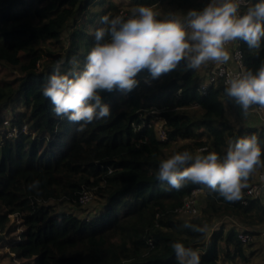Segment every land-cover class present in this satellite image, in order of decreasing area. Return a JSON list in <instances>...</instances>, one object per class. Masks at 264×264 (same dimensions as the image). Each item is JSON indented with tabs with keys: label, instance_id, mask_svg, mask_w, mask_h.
Masks as SVG:
<instances>
[{
	"label": "trees",
	"instance_id": "16d2710c",
	"mask_svg": "<svg viewBox=\"0 0 264 264\" xmlns=\"http://www.w3.org/2000/svg\"><path fill=\"white\" fill-rule=\"evenodd\" d=\"M209 2L131 0L123 6L115 0H0V129L11 110L9 122L19 130L12 137L0 132V247L9 244L8 236H17L9 246L20 262L12 264H178L173 242L198 249L200 264H256L246 253L252 243L239 238L236 224L215 225L229 216L258 234L264 197L242 190L240 200L228 202L206 185L188 182L177 191L156 179L160 161L176 152L195 155L206 149L223 157L230 143L253 134L264 150V125L238 127L229 119L222 79L203 93L200 68L187 69L184 61L155 79L145 69L132 91L102 92L110 115L83 131H77L83 121L56 116L41 89L58 64L62 74L74 60L83 69L102 16L127 17L133 6L144 5L158 19L175 13L183 21L188 10ZM239 43L245 70L255 72L264 62V38L259 49ZM263 168H256L248 184ZM36 180L39 189L29 190ZM197 187L204 201L197 214L184 217L178 209ZM86 192L103 204L97 215L61 208H81ZM10 214L23 222L20 235ZM185 222L207 224L208 231L182 228Z\"/></svg>",
	"mask_w": 264,
	"mask_h": 264
},
{
	"label": "clouds",
	"instance_id": "9594fccd",
	"mask_svg": "<svg viewBox=\"0 0 264 264\" xmlns=\"http://www.w3.org/2000/svg\"><path fill=\"white\" fill-rule=\"evenodd\" d=\"M242 0H210L202 9H191L182 21L171 13L166 20L150 6L136 5L129 15L100 18L102 27L95 32V44L80 70L77 62L62 74L61 65L41 85L42 94L53 105L56 116L70 122H84L77 131L93 120L110 115V106L102 99V92L132 91L137 75L147 69L152 78L175 70L181 61L187 69H199L214 62L227 64L231 53L227 45L244 41L249 49H259L264 38V0L244 4ZM224 92L242 109L246 118L253 106L264 109V62L253 72L228 73ZM201 149L195 155L184 150L160 161L156 179L180 190L188 182L206 185L225 201L242 198L249 176L257 167H264L258 137L253 134L230 143L226 155ZM40 181L28 185L39 189ZM182 228L206 233L208 225L185 222ZM178 264H200L198 249L173 242Z\"/></svg>",
	"mask_w": 264,
	"mask_h": 264
},
{
	"label": "rangeland",
	"instance_id": "374dc122",
	"mask_svg": "<svg viewBox=\"0 0 264 264\" xmlns=\"http://www.w3.org/2000/svg\"><path fill=\"white\" fill-rule=\"evenodd\" d=\"M115 1L123 4V6L126 5L124 3H130L131 2V0H115ZM72 26H73V23H71L69 25L68 29L66 30V35L72 31ZM52 57H55V55H52ZM210 64L211 63L208 62L206 64H203L200 67V74H201V82L202 83H208L209 82V72H207V68L210 66ZM14 71L18 72L17 70H14ZM225 103H226L225 106H226L227 115H228L229 119H231V121L236 126L241 127V126L245 125V126L261 127L264 125V114H263V117L259 116V115H249L248 114V116L245 118L242 114V109H238L236 105H232L229 98L225 101ZM16 105H17V111L23 110L22 104H20L18 102ZM11 117H12V112H11V110H8L6 113V120H5L2 128L0 129V132L4 133V131H6L8 137L15 136L19 131L18 128H16V127L14 128L10 124L9 119ZM23 130L26 132L28 131L27 124L23 126ZM159 134H160V131H159ZM198 152H199V150H198ZM198 152H196L195 154H197ZM89 195H90L89 199L86 200L85 202H83V205L81 208L77 209L75 206H72V205L61 206V208H65L67 210L72 209L76 213H78L79 215H82L85 217H93L100 212V210L103 207V204L98 201V198L94 194H89ZM204 198H205V195L203 194V191L201 193H197L196 199H198L199 207H201V205L204 201ZM199 207H198V209H200ZM182 215L184 217H191L192 216L191 214L185 213V212H183ZM9 216L11 218V223L17 224L18 231L16 232L15 235H18V234L20 235L21 231L25 229L22 220H20L19 217H17L14 214H10ZM222 223H226L227 226L236 224L240 230L242 227L245 226L244 223L239 222L238 220H236L232 217L225 216L222 219H220L219 221H217V224L215 225V227L222 224ZM255 229H257V231H259V233L252 235V239L249 241L252 244L250 245V247H248L246 249V253L252 258V260H254V262L256 264H264V226L263 227L259 226L258 228H255ZM211 233H212V230L209 231V236L211 235ZM16 237L17 236H14V234L12 236H8L7 241L9 242V244L16 242ZM9 244H7L3 248L0 247V264H12V263L20 262V260L16 257V253L11 251ZM252 250H254V252H252ZM239 263H241V262L239 261Z\"/></svg>",
	"mask_w": 264,
	"mask_h": 264
},
{
	"label": "built area",
	"instance_id": "2783aa9c",
	"mask_svg": "<svg viewBox=\"0 0 264 264\" xmlns=\"http://www.w3.org/2000/svg\"><path fill=\"white\" fill-rule=\"evenodd\" d=\"M249 0H242V5L248 3ZM228 48L231 49V54L233 58V66L227 64H215L211 70H209V82L208 83H201V90L203 93H206L210 85H213L218 82L219 79H222L225 84V79L229 72L232 74H239L245 70L244 64V54L243 50L240 47L239 41L232 42L231 44L227 45ZM254 111L257 113H264V109L259 108V106H253ZM15 128V127H14ZM162 139L167 138V133L165 130L161 129L160 134ZM259 179L254 181L252 184H248V186L242 190L246 191L248 195L251 196H263L264 193V171H259L258 173ZM203 189L201 187H197L192 191V194L185 199L184 205L178 209V211L182 214L183 212L189 213L191 215L198 213V199L197 193H201ZM90 197L89 193H84L81 197V202H85ZM239 238L243 242H249L252 239V234L247 232L245 229L239 230Z\"/></svg>",
	"mask_w": 264,
	"mask_h": 264
},
{
	"label": "crops",
	"instance_id": "0c3cea01",
	"mask_svg": "<svg viewBox=\"0 0 264 264\" xmlns=\"http://www.w3.org/2000/svg\"><path fill=\"white\" fill-rule=\"evenodd\" d=\"M228 49H229V51H230V53H231V49H230V48H228ZM209 63H211V64H210V66L207 68V72H209V70H211V68L216 64V63H214V62H209ZM228 64H229L230 66H233V58H232V54H231V59L229 60ZM208 65H209V64H208ZM229 100H230V102L232 103V105H236L238 109H241V107H240L239 105H237L233 99L229 98ZM263 114H264V113H262V114L257 113L256 111H254V109H251V110L249 111V115H259V116H262V117H263ZM259 171H264V168L261 169V170H258V171H257V175H256V179H255V180H258V179H259V177H258V173H259ZM262 197H264V193H263V196H262ZM244 228H245V227H242L241 230L244 229Z\"/></svg>",
	"mask_w": 264,
	"mask_h": 264
}]
</instances>
